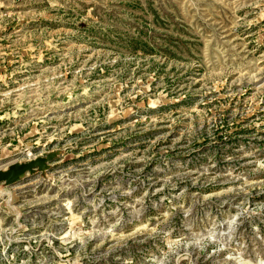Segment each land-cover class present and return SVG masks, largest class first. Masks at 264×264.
Masks as SVG:
<instances>
[{
	"label": "rangeland",
	"instance_id": "rangeland-1",
	"mask_svg": "<svg viewBox=\"0 0 264 264\" xmlns=\"http://www.w3.org/2000/svg\"><path fill=\"white\" fill-rule=\"evenodd\" d=\"M0 264H264V0H0Z\"/></svg>",
	"mask_w": 264,
	"mask_h": 264
},
{
	"label": "water",
	"instance_id": "water-1",
	"mask_svg": "<svg viewBox=\"0 0 264 264\" xmlns=\"http://www.w3.org/2000/svg\"><path fill=\"white\" fill-rule=\"evenodd\" d=\"M56 157V152H50L45 157L35 158L26 163L9 164L6 170H0V185L12 186L18 183L26 174L32 175L37 171L44 173Z\"/></svg>",
	"mask_w": 264,
	"mask_h": 264
}]
</instances>
